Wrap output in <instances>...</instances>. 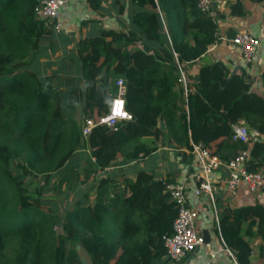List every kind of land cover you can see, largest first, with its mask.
<instances>
[{
	"label": "trees",
	"instance_id": "trees-1",
	"mask_svg": "<svg viewBox=\"0 0 264 264\" xmlns=\"http://www.w3.org/2000/svg\"><path fill=\"white\" fill-rule=\"evenodd\" d=\"M132 1L129 30L85 38L77 50L83 117L106 115L112 81L122 77L132 120L119 122L115 131L96 126L82 140L74 112L36 72L25 69L48 33L33 14L37 0H0V264H84L67 247L76 243L91 264H169L162 237L171 233L176 216L165 188L170 179L145 170L135 178L103 173L84 183L58 234L51 208L26 194L24 179L45 184L67 169L81 146L100 171L119 158L130 162L149 155L156 149L153 141L164 135L177 148L200 143L224 161L246 147L251 169L264 163L262 142L250 137L245 146L232 140L231 125L240 120L250 136L264 134V95L252 91L244 73H230L220 61L204 64L186 99L177 82L173 52L180 62L195 63L217 40L216 20L198 9V0ZM230 11L241 15V3ZM16 160L20 173L11 168ZM245 222L264 237L259 206L225 207L219 216L220 236L237 264H250Z\"/></svg>",
	"mask_w": 264,
	"mask_h": 264
},
{
	"label": "crops",
	"instance_id": "crops-1",
	"mask_svg": "<svg viewBox=\"0 0 264 264\" xmlns=\"http://www.w3.org/2000/svg\"><path fill=\"white\" fill-rule=\"evenodd\" d=\"M95 1L67 0L57 18L59 32L47 30L48 33L38 43V53L28 57L30 64L25 67L31 72H36L40 79L59 94L61 102L78 117V124H81L84 118L82 108L85 88L77 53L79 42L85 38L129 30L130 16L135 12L132 0ZM212 2L214 12L212 17L217 23V40L195 63L186 65L191 85L193 86L194 78L202 65L220 61L227 66L230 73H244L251 82L252 91L264 95V0L259 2L212 0ZM236 2L241 3L243 11L241 15H234L230 11L231 5ZM240 30H246L259 38L254 59L249 64L243 61L241 49L230 43L233 35ZM109 76H111L109 81H112V72L108 74ZM112 83L114 84V81ZM174 90L178 93L177 87H174ZM79 95L82 96L81 104L75 100ZM245 124L248 129L247 123ZM161 125L162 122H159L158 126ZM250 137L264 144V134L252 132ZM153 144L156 147L155 151L137 160L124 162L119 158L115 165L105 171H100L94 166L93 168H96L100 175L108 173L111 176L135 178L139 170H145L152 173L156 179L184 181L188 204L199 212L197 228L210 248L202 247L187 254L180 264H237L220 240L215 217L219 221L225 207L234 209L259 206L264 211V195L253 194L247 190L245 184H240L233 192L218 193L214 211L204 197H196L193 194L196 186L193 176L198 172L196 158L189 155L186 148H177L170 144L166 137H161L159 141L154 140ZM213 175L215 179L221 180L226 173L221 170ZM242 228L243 237L251 248L250 264H264V237L257 233L256 225L248 228V222H245Z\"/></svg>",
	"mask_w": 264,
	"mask_h": 264
},
{
	"label": "built area",
	"instance_id": "built-area-1",
	"mask_svg": "<svg viewBox=\"0 0 264 264\" xmlns=\"http://www.w3.org/2000/svg\"><path fill=\"white\" fill-rule=\"evenodd\" d=\"M66 2L67 0H37L33 14L44 22L46 30L59 32L60 26L57 18L60 9ZM212 4V0H198L197 6L201 12L213 16ZM230 43L241 49L243 61L245 64H249L254 59L259 38L246 30H240L230 39ZM173 57L177 69V82L181 85L184 99H186L187 92L194 90L186 71L188 63L180 62L174 52ZM113 85L115 91L111 94L106 115L99 117L98 120L82 118V122L79 124L82 140H85L96 126L105 125L115 131L119 122L132 120V115L125 108V80L118 77ZM231 127L233 130L232 140L248 146L251 139L245 122L238 121ZM186 152L197 160L198 172L193 176L196 182L193 194L196 197H204L214 211L218 193L220 191L233 192L240 184H245L247 190L253 194L264 195V163L251 169L248 148L240 149L236 156L228 161L210 154L202 144L191 141L190 148H187ZM221 170L226 173L225 177L221 180L215 179L213 174ZM165 188L170 201L175 204L176 216L173 220L171 233L162 237L166 249L164 257L169 260V264H180L187 254L202 247L209 249L210 246L197 228L199 212L188 204L185 182L172 181L166 183ZM215 219L216 228L219 231V221L217 217ZM218 235L227 253L232 256L220 233Z\"/></svg>",
	"mask_w": 264,
	"mask_h": 264
},
{
	"label": "rangeland",
	"instance_id": "rangeland-1",
	"mask_svg": "<svg viewBox=\"0 0 264 264\" xmlns=\"http://www.w3.org/2000/svg\"><path fill=\"white\" fill-rule=\"evenodd\" d=\"M82 96H77L76 101L80 102ZM76 112V111H75ZM73 119L77 122L79 119L73 114ZM78 123V122H77ZM164 137V136H163ZM21 163L19 160L12 161L11 168L15 172L20 173L19 168ZM94 161L90 158L88 152L81 148L75 153L70 163H68L67 169L56 175L48 182L43 184L42 179H35L28 177L24 179L26 186V194H29L30 198L40 199L39 201L43 206L51 208L53 214L58 218L56 224L57 234L60 232L61 222L67 210L74 207L76 199L80 196L81 192L85 189L84 183L94 181L100 176L96 168H93ZM39 188H43L40 196H38ZM81 191V192H80ZM69 249L75 248L79 256L86 261L87 264H91L81 244H68Z\"/></svg>",
	"mask_w": 264,
	"mask_h": 264
},
{
	"label": "water",
	"instance_id": "water-1",
	"mask_svg": "<svg viewBox=\"0 0 264 264\" xmlns=\"http://www.w3.org/2000/svg\"><path fill=\"white\" fill-rule=\"evenodd\" d=\"M81 260H82V262H83L84 264H87L86 261H85L84 259L81 258Z\"/></svg>",
	"mask_w": 264,
	"mask_h": 264
}]
</instances>
